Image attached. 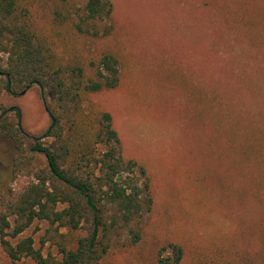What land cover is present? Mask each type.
<instances>
[{
    "label": "rangeland",
    "instance_id": "374dc122",
    "mask_svg": "<svg viewBox=\"0 0 264 264\" xmlns=\"http://www.w3.org/2000/svg\"><path fill=\"white\" fill-rule=\"evenodd\" d=\"M109 1L111 21L89 26V35L67 25L59 34L74 54L97 59L110 52L118 60V88L83 105L111 114L124 155L149 176L153 206L139 244L113 248L102 264H156L170 243L183 249L182 264H264V61L254 65L247 43L210 21L204 0ZM22 3L45 30L55 11L64 22L67 8L82 0ZM50 100L33 86L17 97L3 94L0 105L18 108L21 128L37 136L50 125ZM13 157L12 143L1 141L6 190L28 182L12 178ZM46 228L35 222L6 240L32 237L39 248ZM62 232L71 243L84 235ZM0 264L36 263L13 262L0 239Z\"/></svg>",
    "mask_w": 264,
    "mask_h": 264
},
{
    "label": "trees",
    "instance_id": "16d2710c",
    "mask_svg": "<svg viewBox=\"0 0 264 264\" xmlns=\"http://www.w3.org/2000/svg\"><path fill=\"white\" fill-rule=\"evenodd\" d=\"M23 1L0 0V96L17 97L33 86L46 90L50 125L40 135L29 134L20 126V110L0 105V142L10 141L14 148L10 174L28 179L19 190H6L0 179L1 243L13 262L102 264L113 248L141 241V224L153 206L151 185L145 168L124 155L111 114L96 105L84 109L91 95L118 88V60L110 52L97 59L72 53L59 30L67 25L78 35H89V26L112 20L113 5L82 0L75 9L72 3L64 22L58 23L55 11L44 30ZM203 5L211 22L239 44L247 43L254 65L260 66L264 0H204ZM35 222L47 226L39 248L32 237L14 245L6 240ZM62 231L84 235L71 243ZM183 259V249L170 243L156 264H182Z\"/></svg>",
    "mask_w": 264,
    "mask_h": 264
},
{
    "label": "water",
    "instance_id": "95a60500",
    "mask_svg": "<svg viewBox=\"0 0 264 264\" xmlns=\"http://www.w3.org/2000/svg\"><path fill=\"white\" fill-rule=\"evenodd\" d=\"M25 92L22 93V95L24 94Z\"/></svg>",
    "mask_w": 264,
    "mask_h": 264
}]
</instances>
